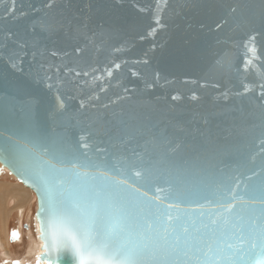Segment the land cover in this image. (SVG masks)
Returning a JSON list of instances; mask_svg holds the SVG:
<instances>
[{
  "label": "water",
  "instance_id": "1",
  "mask_svg": "<svg viewBox=\"0 0 264 264\" xmlns=\"http://www.w3.org/2000/svg\"><path fill=\"white\" fill-rule=\"evenodd\" d=\"M69 2L0 0V167L35 195V264L45 160L99 165L83 190L127 180L134 205L189 218L264 169V0H71V26Z\"/></svg>",
  "mask_w": 264,
  "mask_h": 264
},
{
  "label": "snow or ice",
  "instance_id": "2",
  "mask_svg": "<svg viewBox=\"0 0 264 264\" xmlns=\"http://www.w3.org/2000/svg\"><path fill=\"white\" fill-rule=\"evenodd\" d=\"M72 7L70 0L69 26L76 19ZM56 23L64 26L61 21ZM40 26L45 30L52 27ZM5 38L13 40L20 49L26 47L12 33H6ZM19 59L15 53L7 57L17 70L15 61ZM3 151L12 152V146L6 144ZM81 155L88 159L86 153ZM18 162L26 164L23 158ZM44 163L49 172L37 173L38 215L47 264H264V169L259 176L254 172L245 177L240 188L218 186L212 193L215 199H206L211 207L202 209L198 217L189 218L173 216V206L161 209L163 201L153 210L151 205L159 197L149 200L148 207L134 205L122 191L127 180L113 178L111 188L100 183L92 190H83L84 181L97 179L85 169L99 165L84 163L78 157L73 156L66 166L51 160ZM142 171L147 174L146 168ZM142 171L134 175L144 178ZM108 178V171L101 172V182ZM235 183L240 185L241 181ZM175 210L180 211L178 206ZM16 236L13 232V238Z\"/></svg>",
  "mask_w": 264,
  "mask_h": 264
},
{
  "label": "bare ground",
  "instance_id": "3",
  "mask_svg": "<svg viewBox=\"0 0 264 264\" xmlns=\"http://www.w3.org/2000/svg\"><path fill=\"white\" fill-rule=\"evenodd\" d=\"M8 183V181L6 182V180L0 179V258H4L5 260L13 256L11 245L13 243L8 238L11 222L13 223L14 217L16 219L17 216H23L24 219L30 218L25 207L29 204V195L31 194V196H33L34 194L33 192L31 193V189L23 185V183H17V185H12L11 183L8 185ZM14 212L16 213L15 216ZM19 226V232L16 236L18 241L21 240L22 232H24L21 228V222ZM26 234V238L29 239L27 253L35 257L36 252H39L40 242L30 232V229L27 230Z\"/></svg>",
  "mask_w": 264,
  "mask_h": 264
},
{
  "label": "rangeland",
  "instance_id": "4",
  "mask_svg": "<svg viewBox=\"0 0 264 264\" xmlns=\"http://www.w3.org/2000/svg\"><path fill=\"white\" fill-rule=\"evenodd\" d=\"M0 179L2 180H6V182L8 181L9 183H11L12 185H17L20 184L21 182L17 181L12 175H10L7 170H5L4 168H0ZM8 183V185H9ZM32 193V191H31ZM29 204L25 207L26 211L29 213L30 218L29 219H24L23 216L20 217H14L13 219V223L11 222V228L9 231V239L10 241L13 243L12 245V253L13 256L10 257L9 259L5 260L4 258L0 260V264H14V262H18V264H35V262L33 261L35 257H32L31 255H29L27 253V249L29 246V239L26 238L27 237V230L30 229V232L35 236L36 238V224L34 223V210L36 207V198L35 195L33 194V196H31V194L29 195ZM16 215V213L14 212V216ZM22 220V221H20ZM20 222H21V228L24 230V232H22V238L20 241H18L17 237L13 238V232H15L16 234L19 232V228H20ZM24 224L26 225V227H24Z\"/></svg>",
  "mask_w": 264,
  "mask_h": 264
},
{
  "label": "crops",
  "instance_id": "5",
  "mask_svg": "<svg viewBox=\"0 0 264 264\" xmlns=\"http://www.w3.org/2000/svg\"><path fill=\"white\" fill-rule=\"evenodd\" d=\"M24 227H26L25 224H24Z\"/></svg>",
  "mask_w": 264,
  "mask_h": 264
}]
</instances>
